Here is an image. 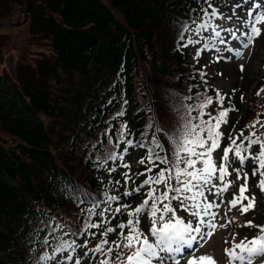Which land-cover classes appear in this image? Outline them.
<instances>
[{"label":"trees","instance_id":"obj_1","mask_svg":"<svg viewBox=\"0 0 264 264\" xmlns=\"http://www.w3.org/2000/svg\"><path fill=\"white\" fill-rule=\"evenodd\" d=\"M13 3L25 8L19 17L28 18L29 41L46 40L49 54L36 55L13 82L0 74V264H35L36 245L47 234L45 229L37 237L40 220L55 217L75 229L85 216L86 205L78 207L69 198L68 185L98 199L104 191L113 194L97 186V151L86 142L112 147L118 143L116 129L127 122L126 139L148 141L159 127L157 136L167 150L164 133L177 123V105L195 106L211 97L213 105L204 109L211 113L220 105L219 92L189 63L186 48L177 47L181 23L200 15L196 0H0V28L14 26ZM3 62L12 67L0 54V73ZM124 100L125 115L111 120ZM246 104L242 112L238 101L230 106L239 129L248 135L256 124L264 134L256 123L262 121L258 106ZM125 146L114 151L120 155ZM146 151L138 149L140 159ZM252 167L248 162L249 179L258 181Z\"/></svg>","mask_w":264,"mask_h":264},{"label":"snow or ice","instance_id":"obj_2","mask_svg":"<svg viewBox=\"0 0 264 264\" xmlns=\"http://www.w3.org/2000/svg\"><path fill=\"white\" fill-rule=\"evenodd\" d=\"M196 2L200 15H189V20L181 23L177 38L178 48L202 45L195 50V57L207 50L219 53L222 51L219 45H225L223 51L241 57L243 53L239 49L249 48L261 36L264 11L257 10L264 8V3L242 0V3L232 5L231 15H228L215 6L213 0ZM244 5H248L247 11L241 16L236 9ZM189 11L196 13L197 9L191 8ZM217 20L231 21L233 27H224L216 23ZM232 41L238 42V46H230ZM240 70H244L243 65ZM256 94L259 95L260 92ZM217 99L222 110L216 115L204 111L209 105H213L211 97L195 106H185L183 102L177 105V123L171 131L164 133L169 146L167 150L157 136V133L163 131L159 127L148 141L141 140L134 144L133 140L126 139L130 134L127 122H122L120 128L116 129L118 143L112 147H106L99 140L86 142L85 147L91 143L92 148L97 151L94 166L97 170L104 169L109 173L117 170L110 167L109 162L124 160L129 148H146V155L139 160L141 165H145V170L137 173L145 178L134 189L124 191L123 197L130 199L119 203L115 208H112V202L120 201V196L109 195L104 191L103 199H98L78 185H68L69 198L78 207L86 205L81 208V214L86 213V216L77 223L75 229L55 217L40 220L36 235L39 237L40 232L47 230L40 242L45 247H51L52 252H44L35 264H165L168 260L179 264L176 257L183 254L185 249L189 250L187 264H217L211 255L197 256L198 248L194 244L203 247L217 229V224L212 222L218 215L213 211L214 208L218 209L223 204L227 209L225 216L235 209L228 223H236L238 216L246 215L256 207L255 195L247 194L250 191L249 174L245 168L249 161L253 164L251 175L258 178L257 188L264 193V139L261 138L264 134H259L256 124H253L249 127L248 135L243 130L235 136L229 133L228 144L222 147L224 133L220 129L229 122V113L234 109L223 107L224 97L219 93ZM108 103L111 104L112 100ZM126 104L127 100H124L111 120L125 115ZM196 110H199L198 115L193 116L192 113ZM205 116L208 118L205 119ZM256 123L264 127V122L258 120ZM146 127L152 129L153 122H149ZM111 131L110 126L105 134ZM107 144L112 145L111 135L108 136ZM120 144L126 146L123 154L117 155L114 147H119ZM162 152L166 154L161 155ZM91 158L89 154V159ZM237 164L238 167L235 166ZM122 167L127 169L129 165L125 163ZM233 173L234 180L230 179ZM122 175L125 185L132 181L128 172H123ZM241 180L243 183H238ZM112 183L110 180L109 184ZM114 183L120 184L121 181L116 180ZM144 189L147 190L140 197ZM210 196L215 199H209ZM135 198H140V203L132 207L131 199ZM102 204L107 206L98 211ZM178 211L187 213V218L178 215ZM124 216L127 219L121 222L120 218ZM207 217L212 220L206 219ZM114 220L117 222L113 225ZM238 226L254 228L257 234L235 243L225 240L229 244L224 249L228 264H254L256 260H261V264H264V225L245 221ZM113 235L115 239L112 238ZM68 236L73 238L65 239ZM78 237H84L82 242H77ZM150 237L153 239L150 240ZM92 240L98 242L89 247ZM232 240H235V234ZM79 249L83 251L79 252Z\"/></svg>","mask_w":264,"mask_h":264},{"label":"rangeland","instance_id":"obj_3","mask_svg":"<svg viewBox=\"0 0 264 264\" xmlns=\"http://www.w3.org/2000/svg\"><path fill=\"white\" fill-rule=\"evenodd\" d=\"M261 1L262 0H256V2ZM235 3H242V0H227V3H225V0H215L214 5L219 7L222 12L231 15L230 9ZM13 4L14 7L11 8L10 22L11 24L20 23V25L4 26L3 28H0V54L4 56V60L6 58L7 60H12L11 68H9L5 62L2 63L3 68L1 70L2 73L0 74L12 78V82L13 80H16V77L23 76L25 74L26 67L24 65H32L33 59L36 55L43 53L45 55L46 53L49 54V49L45 42L46 40L40 41L38 44L29 41L30 37H27L26 34V31H29L27 30L28 18L26 16L19 17L25 8L23 9V7L19 6L18 3ZM247 7L248 5H244L242 8L236 9V11L239 15L243 16L247 11ZM257 11H264V8ZM23 19L24 22L21 24ZM216 23L221 24L224 27H233V23L227 20H217ZM261 27V36H259L253 44L249 46V48L239 49L243 53L241 57L235 56L232 52L223 51L225 45H219L222 50L219 53L215 50H207L201 52L199 57H195L194 54L195 50L197 48H201L202 45H196L195 47L189 46L186 50L187 57L191 64H193L198 70L202 71L209 80L211 87L219 91L224 97V108H230L234 101H238L240 104V111H244L247 106L246 101L255 103L259 108L262 115V121L264 122V91H261V89H264V26ZM230 46H238V42L232 41ZM17 62V66L14 67ZM22 63L23 65H21ZM241 65H243V71L240 70ZM257 92H260V94L257 95ZM220 110L222 109L219 105L215 106L211 112L213 115H216ZM228 121L229 122L222 125L220 129L224 133L222 147L228 144L229 133L235 136L241 131L238 125V118L233 111L229 113ZM246 133L247 131H244V134ZM217 154H214V156ZM127 155H132L130 159L132 167L129 168V170L135 172V175L138 176L137 173H140L142 170V165L136 158L137 152H128ZM249 162L252 163L251 161ZM235 166L238 167L239 165L237 164ZM144 178L145 177L142 176V179ZM230 179H235V173L232 174ZM238 183H243V181L241 180ZM249 189L250 191L247 194L255 195L256 197V207L254 210L250 211L246 215L238 216L236 223H228L235 213V209L231 212H227V215L225 216L224 213L227 209L223 204L218 209L214 208L213 211L217 212L218 215L214 220H212L211 217H207L206 219L212 220V222L217 224L218 227L211 238L204 243L203 247H199L194 244V247L198 248V251L196 252L197 256L208 254L214 257L217 264H228V258L225 255L224 249L229 247V244H226L225 240L235 243L240 240L253 238L257 234L254 228L250 229L246 227H239L238 225L243 224L245 221H252L255 225H264V193H261L258 190L257 181L251 182L250 179ZM146 190L147 189H144L140 193V197H143V193ZM120 197V201L113 204L112 208H115L119 203H124L130 199L123 197V194ZM209 199L215 198L210 196ZM216 202L219 203V201ZM138 203H140V198L131 199L132 207H135ZM245 203H247V201H245ZM178 215L183 218H187V213L178 211ZM107 216H109V214H107ZM126 219V216L120 218L121 222L126 221ZM116 222L117 221L114 220L112 224L114 225ZM221 224H225L227 226L219 227ZM233 234H235L234 241L232 240ZM112 238L115 239V236L113 235ZM151 239L153 238L150 237V240ZM96 242H98V240L92 241L89 244V247L94 246ZM78 251L82 252L83 249H79ZM187 255L188 251L185 250L183 254L177 255L176 260L179 261V264H187ZM154 264H159V262H154ZM165 264H174V261L168 260ZM254 264H261V260H256Z\"/></svg>","mask_w":264,"mask_h":264},{"label":"water","instance_id":"obj_4","mask_svg":"<svg viewBox=\"0 0 264 264\" xmlns=\"http://www.w3.org/2000/svg\"><path fill=\"white\" fill-rule=\"evenodd\" d=\"M19 25H20V23H16V24H15V26H19Z\"/></svg>","mask_w":264,"mask_h":264},{"label":"bare ground","instance_id":"obj_5","mask_svg":"<svg viewBox=\"0 0 264 264\" xmlns=\"http://www.w3.org/2000/svg\"><path fill=\"white\" fill-rule=\"evenodd\" d=\"M259 3H264V1L262 0L261 2H259ZM259 10V9H258ZM252 61V60H251ZM229 72V71H228Z\"/></svg>","mask_w":264,"mask_h":264}]
</instances>
